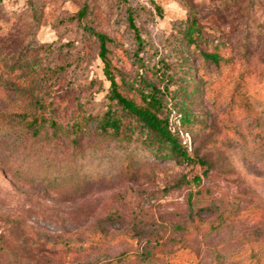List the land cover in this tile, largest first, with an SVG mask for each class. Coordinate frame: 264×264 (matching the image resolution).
<instances>
[{
	"label": "rangeland",
	"instance_id": "obj_1",
	"mask_svg": "<svg viewBox=\"0 0 264 264\" xmlns=\"http://www.w3.org/2000/svg\"><path fill=\"white\" fill-rule=\"evenodd\" d=\"M84 6L85 20L71 21ZM193 18L229 68L204 64L187 44ZM87 28L108 38L126 95L143 79L162 91L173 128L204 164L154 160L100 138L92 121L80 150L58 156L70 166L62 184L10 169L46 142L18 152L2 135L0 264H250L255 251L264 264V0H0V116L33 112L41 99L61 124L112 107ZM240 80L255 113L232 97ZM180 105L197 122L183 126ZM123 254L131 260L117 261Z\"/></svg>",
	"mask_w": 264,
	"mask_h": 264
},
{
	"label": "trees",
	"instance_id": "obj_2",
	"mask_svg": "<svg viewBox=\"0 0 264 264\" xmlns=\"http://www.w3.org/2000/svg\"><path fill=\"white\" fill-rule=\"evenodd\" d=\"M87 14L88 9L84 6L70 20L81 23L85 20ZM194 17L196 18V15ZM195 18L191 20V24L186 28L184 34L187 44L194 46L195 51L199 53L204 64H212L216 67H230V60L221 54L218 45L212 46L210 50L206 48L207 40L203 37L202 28ZM129 22L132 29L137 32L132 15L129 16ZM87 30L100 43V57L104 63L107 79L110 81L111 93L109 98L112 107H109L106 113L98 119L92 117L91 114H87L81 108L70 116L69 121L61 124L56 115L55 104L50 100L41 99L36 104V109L33 112L15 116H0V136L12 134L15 137V151L24 150L27 147L25 146V141L28 139L38 140L40 143L46 142L44 145H38L39 148L43 147V149H38V151L37 149L34 151L31 148L25 150L28 154L27 165L23 162L20 165L11 164L10 169L15 174L26 171L24 173H31V177L42 175V180H52L56 183L62 182V184L68 182V177L71 176L68 173L70 169L68 160L59 159L58 156L59 154L68 156L66 154H68L69 147L74 150L73 153L80 150V141L86 137L88 127L92 121H97L93 131L100 138L113 140L119 145L128 146L134 143L137 145L138 150L149 151L154 160H174L180 163L197 162L204 164L201 159L189 153L188 146L183 144L179 131L173 128L172 113L165 111L166 98L162 91L154 84L143 79L141 80L142 88L135 90L136 94L132 96L126 95L122 85L117 82L115 68L109 58L108 38L91 28H87ZM192 80L194 81L195 78H192ZM244 87L246 89H243ZM247 87V82L240 80L232 93V97L236 98L251 113H255L245 97ZM195 89L198 90L197 88ZM179 107L176 110L179 112V121L183 126L197 122L193 112L187 109L186 106L180 105ZM256 118L258 119V116ZM45 145H51L52 148L55 147L58 152L54 157H57H52L51 149L47 146L45 147ZM18 158L19 156L15 157L16 160ZM39 165L43 166L40 168ZM24 166L27 167L25 168ZM53 170L55 173L51 175ZM73 176L74 174H72L71 179L76 177ZM196 181L200 182L201 178L197 177ZM130 260L131 258L126 254L117 258V261ZM248 261L250 264H262L263 254L255 251L248 258Z\"/></svg>",
	"mask_w": 264,
	"mask_h": 264
}]
</instances>
